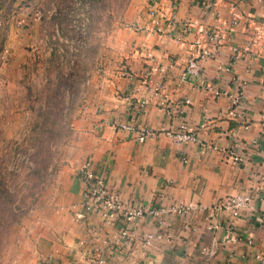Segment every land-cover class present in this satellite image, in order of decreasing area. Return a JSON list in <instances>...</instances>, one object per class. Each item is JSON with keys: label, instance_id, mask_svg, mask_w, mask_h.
Segmentation results:
<instances>
[{"label": "crops", "instance_id": "1", "mask_svg": "<svg viewBox=\"0 0 264 264\" xmlns=\"http://www.w3.org/2000/svg\"><path fill=\"white\" fill-rule=\"evenodd\" d=\"M151 2L144 0L129 21L145 18ZM231 4L237 5L241 23L230 43L202 66L206 81L232 94L243 91L239 105L244 115L227 114V95L214 97L179 80L193 51L191 34L175 41L125 27L122 59L89 92L72 121L75 156L61 168L51 203L37 218L33 264H89L87 252L95 246L102 249L105 264H256L255 252L264 250V58L244 53L232 60L231 44H246L245 20L259 16L264 5L258 0H217L220 21L229 20ZM177 16L218 22L203 15L193 0H182ZM150 64L158 68L152 85L143 80ZM182 122L197 133L198 142L177 143L165 134ZM120 123L162 132L138 141L137 133ZM200 141L218 148L201 150ZM224 149L243 152L244 161L232 163ZM87 159L125 204L157 211L133 220V231L118 247L113 241L122 221L104 223L100 215L81 208L85 184L79 172ZM238 193L252 200L237 215L219 210L208 216L210 205ZM188 203L185 212L173 211ZM144 232L163 235L145 244ZM203 246L213 252H202Z\"/></svg>", "mask_w": 264, "mask_h": 264}, {"label": "rangeland", "instance_id": "2", "mask_svg": "<svg viewBox=\"0 0 264 264\" xmlns=\"http://www.w3.org/2000/svg\"><path fill=\"white\" fill-rule=\"evenodd\" d=\"M143 3L0 0V264H33L37 218L75 156L72 121Z\"/></svg>", "mask_w": 264, "mask_h": 264}, {"label": "built area", "instance_id": "3", "mask_svg": "<svg viewBox=\"0 0 264 264\" xmlns=\"http://www.w3.org/2000/svg\"><path fill=\"white\" fill-rule=\"evenodd\" d=\"M152 5L147 8L144 17H138L135 20L127 21L125 27L134 31H143L146 34H155L159 38L170 37L175 41H183V38L191 34L193 40L191 45L193 51L190 56L184 60L179 74V80L192 82L197 88L209 92L214 97L227 95L230 98V104L227 114L231 117H242L244 112L240 109L239 103L242 100L243 91L239 90L236 93H229L226 90L220 89L214 83L206 81L203 73L202 61L215 57L220 49L229 44L232 40L233 33L237 26L241 23L242 15H240L236 4H231V16L229 20L220 21L217 16L216 1L217 0H193L201 9L203 15H212L214 19H218L216 23L206 24L199 20L184 19L180 20L177 16V9L182 0H164L166 4H161L160 0H151ZM263 3L264 0H258ZM245 32L248 35V40L243 46L231 44L232 60L238 58L244 53H249L254 58L263 57L264 51V10L259 16L251 15L245 20ZM171 61L176 62L175 59ZM127 72V69H122ZM158 70L157 67L150 64L146 65L143 74V80L147 84L154 83L152 73ZM129 72V71H128ZM131 75V72L128 73ZM156 89V88H154ZM145 101L141 100L139 105L143 106ZM169 114L172 109L168 107ZM182 111V110H181ZM119 127L128 130H133L137 133L138 141H143L148 137H156L162 131L153 130L143 126L136 128L133 124L120 123ZM248 127V124L245 125ZM165 134L171 136L177 143L198 142L197 133L185 122H182L177 128H169L164 131ZM264 138V131H263ZM201 150L217 149V145L200 141ZM226 158L232 163H242L244 161V153L232 149H224ZM184 162L187 159L183 156ZM80 179L85 184L81 208L85 214H98L104 223H114L122 221L123 226L120 227L117 236L114 239L115 247L121 244V240L127 239L133 231L132 221L142 217L148 213L157 214L155 210H148L144 205L125 204L119 197V194L114 190L109 189L105 182L104 176L92 168L91 161L87 159L80 168ZM252 197L248 194L238 193L231 194L217 200L208 207V216L213 217L219 210H228L233 216L239 213L242 207L250 203ZM191 204H180L173 208V211L182 213L185 212ZM81 215V214H80ZM231 230V227H228ZM158 232L156 234L150 232L142 233V239L145 244H149L154 237L162 236ZM251 242L250 239H248ZM202 252L212 253L213 249L205 246L201 248ZM89 264H105L106 258L100 247L95 246L93 251L87 252ZM254 259L256 264H264V250L255 252ZM144 264V263H138Z\"/></svg>", "mask_w": 264, "mask_h": 264}]
</instances>
